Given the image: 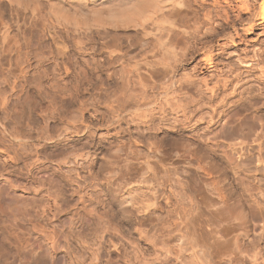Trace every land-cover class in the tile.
<instances>
[{"label": "bare ground", "instance_id": "obj_1", "mask_svg": "<svg viewBox=\"0 0 264 264\" xmlns=\"http://www.w3.org/2000/svg\"><path fill=\"white\" fill-rule=\"evenodd\" d=\"M257 16L264 24V0ZM257 16L243 0H0V66L8 62L19 71L0 67L1 84L11 75L19 83L49 78V62L71 77L67 65L75 59L77 67L89 68L85 77L105 79L114 84L110 92L133 99L132 120L142 121V127L34 129L33 216L27 237L0 264H15L19 253L30 258L24 264H264V233L254 232V224L264 222V144L247 157L229 143L264 127V83L247 82L237 91L239 75L214 83L210 74L220 71L219 58L240 48L237 27L255 28ZM35 39L46 43L48 58L34 51ZM134 82L139 93L130 87ZM184 87L197 92L195 109L190 98L184 105L178 98L182 117L166 116L156 127L146 113L181 96ZM3 88L2 100L18 91ZM221 88L229 89L222 97ZM206 96L209 120L201 112ZM252 110L253 119H236ZM0 135V153L19 156L6 139L20 152L25 139L5 127ZM47 163H56L51 175ZM41 172L51 176L49 187L38 179ZM110 218L128 226L129 237H116Z\"/></svg>", "mask_w": 264, "mask_h": 264}, {"label": "rangeland", "instance_id": "obj_2", "mask_svg": "<svg viewBox=\"0 0 264 264\" xmlns=\"http://www.w3.org/2000/svg\"><path fill=\"white\" fill-rule=\"evenodd\" d=\"M243 1L245 2L247 1L251 6H253L254 12L256 13V16H257L261 9L262 0H257V1L256 0H243ZM255 22H256L254 24L255 28L248 29L249 26L247 25H243V26L240 25L237 27V30H239L240 38L242 39V40L240 39L242 42H240L241 44L239 46L242 49V51L240 48L238 49L240 51L235 49L237 51L233 50L232 51L233 55H227V57H223V60L221 57L218 59L219 62L216 61L217 64L219 63L218 69L220 68L219 69L220 71H217L215 69L210 70L211 71L210 74L213 75L214 83L217 81V79H223L225 77L227 78V80H233L235 75H239L241 79V83H239L235 87L237 91L240 90V87L243 84H246L247 82H250V83L257 82L258 83L259 81H262L264 83V24H259L258 16ZM215 25L217 26V24ZM32 42H34V44L37 42L35 46L40 45V46H36L37 47L36 48L35 46L32 47V45L34 44L31 43L32 44L31 49L33 48L32 50L36 48L34 51L35 52L39 51L37 54L41 57L44 56L43 54H41L42 51L44 50L43 52L46 53L47 55L46 57L47 58L49 57V55L47 54L48 52H45V51H48L47 50L48 48H46L47 47L46 43L42 42L45 45L44 46L41 42H38V40L36 39ZM41 45H42V49H40ZM40 50L42 51L40 52ZM31 51L30 53L32 54ZM35 52L34 54H32V56L36 54ZM238 52L240 55L242 54L245 62L241 63V61L238 60V59L241 60V58L238 56L239 55ZM15 56L16 54L12 55V57H15ZM46 57L44 56L42 58H46ZM233 62L235 63L233 64ZM5 64L6 63L4 62V64L0 66L2 70H5V72H8V70H12V71L15 70V72L17 71L16 69L12 68V66L14 67L15 65H12L10 63L8 64V62L6 66ZM236 64H238V67H237L238 70L235 74L227 73V76L222 74V72L223 73L230 72V70ZM47 65L48 66H46V71L48 70L47 72L51 74V77L49 78L46 77L40 81L39 79L35 80V78L29 77L28 78L29 81H24V82L19 83V80H17L18 81L17 82L15 77L12 79V75H11V78L8 83H2V84L0 83L1 90L3 87H4L3 89L10 90V88L13 86H17L16 91L18 90L16 94L14 95L10 94L4 97L3 100L2 98L0 99V114H1L0 115V127H5L7 128L9 132L15 133L19 137H22L25 139V142L23 143V147H22V152H20L19 149L21 148L17 144L13 145V143H9L6 139L5 144L11 147L13 146L14 150L15 149L17 150L19 156H16L13 150H12L13 153H10V154L0 153V261H1V258L6 253L9 254L10 251L14 253V251H16L15 244H18L19 240H22L23 237H27L28 235V230H29V225H30L29 220H31L30 219L31 215L33 216V212H31L32 211V201L35 198V193L33 191L34 186L32 185V180L30 178L31 173L29 172L30 170L29 142H30V138H34V136H36L34 131L40 130L38 129V127L39 128L41 127H142V126H139L141 125L142 121L134 122V120H132V118L135 116L133 114L134 110H130L131 109L130 104L132 103L133 99L129 97L124 98L122 95L116 94L115 92H113L114 90H111L112 92H110L109 88L114 87L113 83L111 82L109 83L105 79H95L90 76L85 77L84 75L89 74L90 72L89 68L87 69L84 65L79 64L78 67L81 65L80 66L82 68L81 70L80 67L79 68L77 67L75 59L72 61V63L67 65L70 68L66 67L68 68V71L70 69L69 72L72 71L71 73L68 72L69 75L72 74L71 75L72 78L71 77L65 78L66 77L65 69L63 67H62L63 69L61 67H56L51 62L47 63ZM7 67H9L8 70H7ZM1 69H0V72H1ZM58 69L59 71H57ZM60 70L62 73L61 75L64 74L62 78H59L57 76L60 74ZM50 72H53L55 79L52 78L53 75ZM16 74H19V73H15V75ZM76 74L80 75L79 77H81L82 79H80L77 76L75 77ZM221 74H222V78L220 76ZM33 79H34V82H33ZM13 81H16V82L14 83ZM36 85L37 87H40V86L42 87L37 88ZM139 86L140 85L139 84L137 85V82H134L133 84L130 85L134 93L140 92L138 91L140 90ZM210 86L212 87L213 84ZM22 88H25L26 91L28 90L33 93L32 94L31 93L26 94V92L22 93L20 92ZM44 88L46 91L44 90ZM228 88H231V86H229ZM245 88H248V87H245ZM37 89H41L42 94L40 95L36 94L35 90ZM78 89L82 91L79 94L77 92ZM184 89L183 91L185 93L182 91L183 93L181 92L182 93L181 96L180 95L177 96L178 94L176 93V95L171 97L173 99L169 98L168 101H163V107L157 106L154 108L152 113H146L148 119L150 118L151 114L154 115L152 122H154L156 127L164 126L162 125V123L163 124L166 123V120H167L166 116H168V118L171 120H174L176 117H179V118L182 117L183 110L178 108L175 105L177 100H179L180 103H182L183 101V105L193 100L194 102L190 104L189 109L190 110L195 109L194 105L199 99L198 94H196L197 92L196 91L190 92V90L187 91V87L185 90ZM227 90L229 89L221 88L218 93L219 96L222 97V94L224 93V91H227ZM229 93H231V91ZM18 94L20 96H18ZM53 94L54 96H51ZM178 98L182 99V101ZM185 98H190L189 99L190 101ZM204 99L207 105L203 108V111L201 110L200 111L205 114L204 116L205 120H209L208 112L211 113L210 108H209L210 104H209V100L207 96ZM3 102H4V106H3ZM1 103H2V106H1ZM229 103H228V106H232L231 104L232 101H230ZM127 105H128V108L126 109ZM2 110L3 111L5 110V111L3 112ZM138 114L140 115V113ZM254 117L255 115L253 114V110H252L249 113L245 112L243 114L238 115L236 119L241 121L244 118L253 119ZM136 119H138V116H136ZM30 128H31V131H30ZM217 128L218 127H215V129ZM101 132L104 133L105 131H101ZM101 132L100 134H102ZM252 132L248 134L247 133L244 134L243 136H245V138L241 136L238 139L233 140L229 143L235 144V148H237L239 151L242 150V152L245 153L247 157L250 155L255 156L256 150L258 149V145L260 143L264 144V127L262 126L256 127L254 129V132L253 133ZM246 135L249 137H247ZM0 148H3V147L0 145ZM4 149L2 150L4 151ZM2 150L0 149V152H3ZM228 151L230 150L228 149ZM239 151H236L237 153L232 152L234 153V156L236 155L235 157L236 159L242 153V152L240 153ZM230 152H229V155L231 154ZM246 156H244L243 158L239 157L238 161L241 163L244 162L245 159L247 158ZM47 164L46 165L50 167L51 169V171H49L48 173L51 175L52 171L54 169H57L55 168L57 167L56 163H52V164L47 163ZM44 173L45 172H41L38 175V179L40 181H44V179L46 178L44 182L46 183L47 181L46 187H49L48 179L49 177L51 178V176L48 173H45V174ZM50 181L51 179H49V182ZM43 196H45V193H41L37 195V198H39V201L43 202L42 204L46 203L44 202L46 200L44 199ZM58 203H60V200L58 201ZM110 220L111 222L113 221V223L117 224V225L114 224L115 228L116 227L119 228L118 233L117 232L114 233L116 237L118 238H122V237L127 238V236L129 237V232H128L129 227L128 226H126L125 224L119 223L117 220H113L111 218ZM258 222L254 224L255 225L254 232L257 235H259V233L261 234L264 233L263 231L264 222L263 223H261L262 221H258ZM125 226L126 228H128L127 231H126ZM136 236L137 235H135V238H137ZM19 255L20 253L15 258V264H24L25 260L30 259L29 257L27 258L24 255H22V257L19 258ZM178 263L179 262H177V264Z\"/></svg>", "mask_w": 264, "mask_h": 264}]
</instances>
